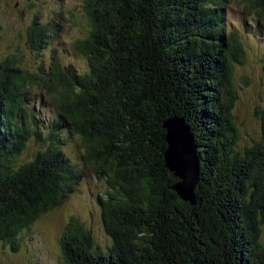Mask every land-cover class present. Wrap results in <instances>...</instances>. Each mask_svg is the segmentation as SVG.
<instances>
[{"label": "trees", "instance_id": "1", "mask_svg": "<svg viewBox=\"0 0 264 264\" xmlns=\"http://www.w3.org/2000/svg\"><path fill=\"white\" fill-rule=\"evenodd\" d=\"M58 1L27 30L34 68L0 35V262L44 257L51 239L35 228L87 190L107 241L72 217L58 264H264V100L252 147L239 149L234 117L264 0H84L89 33L72 41ZM173 116L198 145L195 204L165 164Z\"/></svg>", "mask_w": 264, "mask_h": 264}, {"label": "rangeland", "instance_id": "2", "mask_svg": "<svg viewBox=\"0 0 264 264\" xmlns=\"http://www.w3.org/2000/svg\"><path fill=\"white\" fill-rule=\"evenodd\" d=\"M55 1H57V4ZM83 1L64 0L61 3L66 8V13H64L66 21H63L62 24L66 26V31L70 34V41L77 38L83 39L89 33V24L84 17V13H82ZM42 2L45 3L41 5L38 2L37 5L31 3L23 6L21 0H0V35L3 37V52L5 55L8 53L15 54L18 48L20 58L29 68L35 67L36 58L34 52L26 45L27 30L36 18H41V21L44 22L43 20L52 16L53 2L55 6L59 5L58 0H42ZM231 17L233 16L231 15ZM247 42L251 46L248 53V63L246 66L238 68L236 79L239 100L234 110V117L236 125L242 130V139L239 143L240 150L252 147L255 143L254 141L261 138V118L258 115V110L262 108L261 105L264 100V62L262 60L264 45L258 40H252V37H248ZM75 64L80 69L86 67V62L80 59H75ZM245 77L249 79V85L246 83ZM38 110L37 108L36 111L39 112ZM41 115V118L37 117L39 122L51 118L49 111L45 112L44 110ZM34 148H36V145L32 141L29 144V153L27 152L26 155L32 153L35 150ZM96 183L101 187L102 193H104L106 190L105 183L101 184L98 181ZM82 194L83 196L79 195L70 198L64 206L55 212H51L43 223L41 222L40 229H38L39 225L35 228V232L41 231L46 237L50 236L51 239L49 247L41 245L35 248L38 254L40 253L44 257L41 259L34 258L33 250L24 248L16 257H3L0 264H32V261H37L36 264H58L57 245L53 239H58L62 233H65L64 229L72 217L81 219L87 224V228L95 231L96 237L102 243H106L107 239L102 231L100 219L98 215L94 214H98V211L89 201L92 196L87 195V190H84ZM50 258L54 260L50 262Z\"/></svg>", "mask_w": 264, "mask_h": 264}, {"label": "water", "instance_id": "3", "mask_svg": "<svg viewBox=\"0 0 264 264\" xmlns=\"http://www.w3.org/2000/svg\"><path fill=\"white\" fill-rule=\"evenodd\" d=\"M163 128L167 143L165 164L180 179L173 190L185 202L195 204V189L200 181V156L194 134L186 120L180 117H170Z\"/></svg>", "mask_w": 264, "mask_h": 264}]
</instances>
